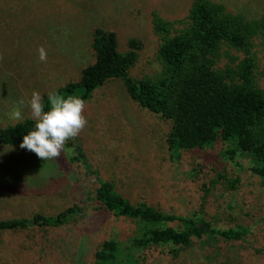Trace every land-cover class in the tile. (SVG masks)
I'll use <instances>...</instances> for the list:
<instances>
[{"label": "rangeland", "instance_id": "1", "mask_svg": "<svg viewBox=\"0 0 264 264\" xmlns=\"http://www.w3.org/2000/svg\"><path fill=\"white\" fill-rule=\"evenodd\" d=\"M212 1L263 22L254 41L256 72L264 84V0ZM192 5L193 0H0V125L31 118L33 91L43 98L81 78L96 61V28L114 31L123 53L131 39L139 40L129 74L135 80L155 77L164 68L155 15L181 27ZM41 46L46 62L39 60ZM85 105L87 125L57 159L43 161L20 145L0 144V220L56 215L74 203L86 207L64 226L0 231V264H96V252L108 239L129 251L136 221L101 209L98 182L69 159L78 144L99 175L132 203L204 217L216 228L248 229L236 241L195 238L177 257L167 253L169 245L138 250L140 264H264V192L250 152L237 150L232 156L230 144L219 139L211 147L172 154L167 142L171 123L133 101L121 79L98 87ZM16 109L20 120L13 118Z\"/></svg>", "mask_w": 264, "mask_h": 264}, {"label": "trees", "instance_id": "2", "mask_svg": "<svg viewBox=\"0 0 264 264\" xmlns=\"http://www.w3.org/2000/svg\"><path fill=\"white\" fill-rule=\"evenodd\" d=\"M153 23L163 38L159 56L164 68L158 75L133 79L129 69L137 61L141 42L131 39L130 49L123 53L118 50L114 31L96 28L92 42L96 61L83 69L78 81L66 83L56 93L65 98L77 96L86 102L105 82L121 79L133 101L171 123L167 142L172 154L211 147L222 139L230 144L228 152L232 156L237 150L254 156L253 171L260 176L264 192V84L256 72L254 41L262 33L263 22L232 13L219 2L193 0L183 26L177 27V22L159 15H155ZM43 103L47 111L48 95L43 96ZM34 127L32 118L0 125V144L18 146ZM79 146L77 154L69 159L81 164L86 175L98 182L101 209L136 221L129 251L118 240L108 239L96 252V264H140L135 251L166 245L170 246L167 253L177 257L195 238L213 236L236 241L248 233L243 226L216 228L204 217L165 212L145 201L132 203L116 190L114 183L99 175ZM85 210V205L74 203L56 215L38 213L2 219L0 231L64 226ZM169 222L180 226H170Z\"/></svg>", "mask_w": 264, "mask_h": 264}, {"label": "clouds", "instance_id": "3", "mask_svg": "<svg viewBox=\"0 0 264 264\" xmlns=\"http://www.w3.org/2000/svg\"><path fill=\"white\" fill-rule=\"evenodd\" d=\"M39 60L47 61V51L38 49ZM49 108L45 111L42 95L33 91L29 101L31 118L35 121L34 130L29 131L20 144L22 149L34 152L43 161L57 159L69 139L76 138L87 125L83 115L85 101L77 96L64 97L56 92L48 93ZM24 104L23 100L19 101ZM13 118L20 120L21 111L16 109Z\"/></svg>", "mask_w": 264, "mask_h": 264}]
</instances>
